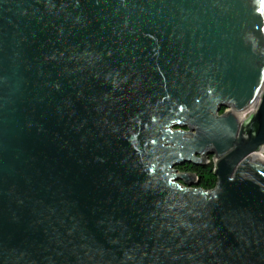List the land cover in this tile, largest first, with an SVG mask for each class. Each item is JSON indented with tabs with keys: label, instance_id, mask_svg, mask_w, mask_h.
<instances>
[{
	"label": "water",
	"instance_id": "95a60500",
	"mask_svg": "<svg viewBox=\"0 0 264 264\" xmlns=\"http://www.w3.org/2000/svg\"><path fill=\"white\" fill-rule=\"evenodd\" d=\"M263 144L264 0H0V264H264Z\"/></svg>",
	"mask_w": 264,
	"mask_h": 264
},
{
	"label": "trees",
	"instance_id": "16d2710c",
	"mask_svg": "<svg viewBox=\"0 0 264 264\" xmlns=\"http://www.w3.org/2000/svg\"><path fill=\"white\" fill-rule=\"evenodd\" d=\"M222 110L219 111L221 113ZM212 164L195 165L193 163H185L178 166L179 171L190 172L196 175L199 183L197 187L202 189H211L216 183V177L212 173Z\"/></svg>",
	"mask_w": 264,
	"mask_h": 264
},
{
	"label": "built area",
	"instance_id": "2783aa9c",
	"mask_svg": "<svg viewBox=\"0 0 264 264\" xmlns=\"http://www.w3.org/2000/svg\"><path fill=\"white\" fill-rule=\"evenodd\" d=\"M254 154L264 158V144Z\"/></svg>",
	"mask_w": 264,
	"mask_h": 264
},
{
	"label": "bare ground",
	"instance_id": "6f19581e",
	"mask_svg": "<svg viewBox=\"0 0 264 264\" xmlns=\"http://www.w3.org/2000/svg\"><path fill=\"white\" fill-rule=\"evenodd\" d=\"M256 157H258V158H260V159H263L264 160V158L263 157H260V156H258L257 154L255 155Z\"/></svg>",
	"mask_w": 264,
	"mask_h": 264
},
{
	"label": "rangeland",
	"instance_id": "374dc122",
	"mask_svg": "<svg viewBox=\"0 0 264 264\" xmlns=\"http://www.w3.org/2000/svg\"><path fill=\"white\" fill-rule=\"evenodd\" d=\"M209 158L211 159V157H208V159H209ZM208 159H207V161H208ZM210 159H209V160H210ZM206 163H207V162H206ZM207 164H208V163H207Z\"/></svg>",
	"mask_w": 264,
	"mask_h": 264
}]
</instances>
